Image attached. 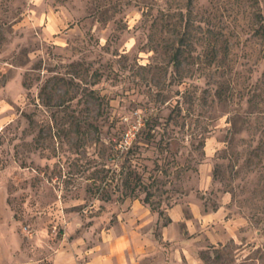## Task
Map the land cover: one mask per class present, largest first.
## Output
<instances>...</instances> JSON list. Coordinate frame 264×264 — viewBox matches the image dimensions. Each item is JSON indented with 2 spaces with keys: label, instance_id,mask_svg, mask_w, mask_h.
Wrapping results in <instances>:
<instances>
[{
  "label": "rangeland",
  "instance_id": "1",
  "mask_svg": "<svg viewBox=\"0 0 264 264\" xmlns=\"http://www.w3.org/2000/svg\"><path fill=\"white\" fill-rule=\"evenodd\" d=\"M6 229L47 264H264V0H0Z\"/></svg>",
  "mask_w": 264,
  "mask_h": 264
},
{
  "label": "crops",
  "instance_id": "2",
  "mask_svg": "<svg viewBox=\"0 0 264 264\" xmlns=\"http://www.w3.org/2000/svg\"><path fill=\"white\" fill-rule=\"evenodd\" d=\"M5 233L6 242L2 244L0 240V255L3 258L2 264H47V233H42V229L36 233V237L33 238L31 245V241L22 245L19 238L16 236V240L13 233H10L9 229H6ZM1 236L0 232V239ZM6 253L10 256L8 257ZM57 255V251L53 253V258L50 264H59L56 261Z\"/></svg>",
  "mask_w": 264,
  "mask_h": 264
},
{
  "label": "trees",
  "instance_id": "3",
  "mask_svg": "<svg viewBox=\"0 0 264 264\" xmlns=\"http://www.w3.org/2000/svg\"><path fill=\"white\" fill-rule=\"evenodd\" d=\"M135 134H136V132H135ZM133 140H134V137L133 138H131L130 139V141L128 142V143H121V142H119L118 143V145H119V148L122 150V152L123 151H127L130 147H131V145H132V143H133ZM149 195H150V192L149 191H146V194H145V196H144V199L146 200V201H149ZM152 207H154V206H152Z\"/></svg>",
  "mask_w": 264,
  "mask_h": 264
},
{
  "label": "built area",
  "instance_id": "4",
  "mask_svg": "<svg viewBox=\"0 0 264 264\" xmlns=\"http://www.w3.org/2000/svg\"><path fill=\"white\" fill-rule=\"evenodd\" d=\"M131 138H126L125 142H123L124 144L125 143H128L130 141Z\"/></svg>",
  "mask_w": 264,
  "mask_h": 264
}]
</instances>
